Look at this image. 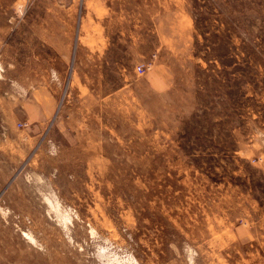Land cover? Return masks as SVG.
<instances>
[{"label": "rangeland", "instance_id": "374dc122", "mask_svg": "<svg viewBox=\"0 0 264 264\" xmlns=\"http://www.w3.org/2000/svg\"><path fill=\"white\" fill-rule=\"evenodd\" d=\"M0 92V264H264V0H0Z\"/></svg>", "mask_w": 264, "mask_h": 264}, {"label": "crops", "instance_id": "0c3cea01", "mask_svg": "<svg viewBox=\"0 0 264 264\" xmlns=\"http://www.w3.org/2000/svg\"><path fill=\"white\" fill-rule=\"evenodd\" d=\"M0 114H3V105H2V95L0 92ZM2 125L0 124V131H1ZM1 164H2V143H0V181L2 180V171H1ZM2 184H0L1 186Z\"/></svg>", "mask_w": 264, "mask_h": 264}, {"label": "built area", "instance_id": "2783aa9c", "mask_svg": "<svg viewBox=\"0 0 264 264\" xmlns=\"http://www.w3.org/2000/svg\"><path fill=\"white\" fill-rule=\"evenodd\" d=\"M146 69H149V65H143V64H140V65H137L136 66V70L139 72V73H144ZM18 125H21V123H19Z\"/></svg>", "mask_w": 264, "mask_h": 264}]
</instances>
